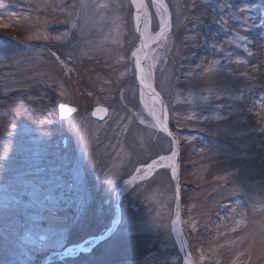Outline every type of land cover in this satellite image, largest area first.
<instances>
[{
    "label": "rangeland",
    "instance_id": "rangeland-1",
    "mask_svg": "<svg viewBox=\"0 0 264 264\" xmlns=\"http://www.w3.org/2000/svg\"><path fill=\"white\" fill-rule=\"evenodd\" d=\"M165 1L147 0L149 38L170 20L146 74L187 154L191 260L264 264V0ZM0 4V264H182L168 168L121 197L107 239L61 256L106 233L123 183L173 150L141 103L130 0Z\"/></svg>",
    "mask_w": 264,
    "mask_h": 264
},
{
    "label": "water",
    "instance_id": "water-1",
    "mask_svg": "<svg viewBox=\"0 0 264 264\" xmlns=\"http://www.w3.org/2000/svg\"><path fill=\"white\" fill-rule=\"evenodd\" d=\"M158 1L160 4L164 5L163 8L168 12L169 8H168L166 1L165 0H158ZM130 3L132 6L133 13L136 14V8H135V5L133 4L132 0H130ZM141 16L143 18L142 13H141ZM169 20H170V18H169V13H168V16L166 17V21L168 22ZM140 27L143 28V25H140ZM137 34H138L137 48H140L141 41L142 40L144 41V32L142 34V32L137 31ZM156 36H157V34H154L152 36V38H154ZM155 43L150 41L149 46L144 48L141 52L140 61H141L142 68L144 70V75H146V66H147L149 55H150V47L152 45H154ZM145 57H147V59H145ZM133 58H134L136 82H137L141 92H146V93H148V95L150 97L156 98L158 100L159 109H160V116H161L159 131L161 133H163L172 142L173 150H172L170 155L164 156L163 160H161L159 158V159H156V160H154L148 164V165H151V164H153V162H157L155 167L149 168L148 165H146L144 167L139 168L131 178H129L128 180H126L123 183L122 188L123 187L132 188L135 185V183L138 182L139 180H142L143 177H148L159 169H163V168L170 169L172 186H173V193H174V215H173V218L178 220V233H177V235H178V241L181 245V247L179 248V251L181 254V260H182V264H188L189 262L191 264H193V262L191 260L189 248H188L185 236H184V231H183L182 192H181V184H180V179H181V147H180L179 137L174 133V131L170 127L169 111H168V108L166 105V101L164 100L161 93L155 88L153 82L150 80V83H148L151 85V88H144L140 84L139 78H140L141 73L136 69V64H135L136 58L135 57H133ZM153 93H155V95H153ZM61 106H63L65 109H69V108L75 109V111L74 112L65 111V112L61 113V111H60ZM97 108H104V107L94 108L92 113H91V117L96 121H104L106 119V117L108 116V109L104 108L105 109L104 113H100L98 115H93V113L96 111ZM58 110H59V117L61 119H63V118H67L70 115L76 113L77 108L72 107L70 105H59ZM63 145H65V142H63ZM142 173H143V176H142ZM141 177H142V179H141ZM120 200H121V198L118 196V193H117L116 194V202H117L116 220L112 223V228L109 229V231L104 233V235H101V236L99 235L96 238L97 244L101 241H104L106 238H108V236L111 234L112 230L119 223L120 215H121ZM81 246H84V244L82 243L80 245L71 246L68 249H66L65 251H63L62 254L70 252L72 250H73L74 254L85 253V252H89L93 248L92 247L88 251L87 249H85L84 247H81ZM63 257L65 258L67 256H63Z\"/></svg>",
    "mask_w": 264,
    "mask_h": 264
},
{
    "label": "snow or ice",
    "instance_id": "snow-or-ice-1",
    "mask_svg": "<svg viewBox=\"0 0 264 264\" xmlns=\"http://www.w3.org/2000/svg\"><path fill=\"white\" fill-rule=\"evenodd\" d=\"M132 2H133V4L135 5V8H136V14H135V20H136V24H137V29L136 30L142 32V34H143V32H146L147 27H148L146 5L144 3V0H132ZM6 7H7L6 4H0V8H6ZM163 7H164L163 4L159 5V8H163ZM141 13L144 14L143 18L141 16ZM8 14L9 15H17L18 13L10 12ZM0 21H3V16H0ZM140 25H143V28H141ZM8 27H9V25H6L5 28H8ZM167 27H168V22L162 18L160 20V28H161L160 33L156 37L150 38L151 41L153 43H155L156 40H158L161 37H163L164 30ZM148 46H149V44L146 41L142 40L140 48H137L136 51L132 52V56L136 58V61H135L136 69L141 73L140 78H139L140 79V84L144 88H151V85L146 82V77L144 75V70H143L142 65H141L139 54L144 48H146ZM53 55H55V53H53ZM58 59H59V57H58ZM145 59H147V57H145ZM153 95H155V93H153ZM60 111H61V113L65 112V111L74 112L75 109H71V108L65 109L63 106H61ZM104 112H105L104 108H97L96 111L93 113V115H98V114L104 113ZM160 159L163 160L164 157H161ZM156 163L157 162H153V164L148 165V167L149 168L155 167ZM189 264H190V262H189Z\"/></svg>",
    "mask_w": 264,
    "mask_h": 264
},
{
    "label": "bare ground",
    "instance_id": "bare-ground-1",
    "mask_svg": "<svg viewBox=\"0 0 264 264\" xmlns=\"http://www.w3.org/2000/svg\"><path fill=\"white\" fill-rule=\"evenodd\" d=\"M144 3L146 5V11H147V15H148V5H147V0H144ZM154 6L157 7L160 11L164 10L163 8H159V1L158 0H154ZM143 14V13H142ZM144 16V14H143ZM136 22V20H135ZM6 26L4 24H2L0 22V32H5L7 33L8 30L7 28H5ZM167 29V28H166ZM165 29V31H166ZM152 38V37H151ZM162 38V37H161ZM160 39L156 40V43L159 42ZM144 41H146L148 44L150 43L151 39L149 38L148 36V33H147V30L146 32H144ZM142 52V51H141ZM141 52L139 54V58L141 56ZM146 77V82L147 83H150V79L148 78L147 74L145 75ZM141 103L147 113V115L151 118V120L154 122L155 126L157 127V129L159 130V127H160V121H161V116H160V109H159V103H158V100L156 98H152L148 95V93L146 92H141ZM129 190L128 187H123L121 188L117 193H118V196L121 198L123 197L126 192ZM171 232L175 238V242H176V245L178 247V249L181 247L179 241H178V220L177 219H174L173 223H172V226H171ZM90 243V245L87 246V244ZM84 246H81V247H84L85 249H87L88 251L96 246L97 242H96V239H89L87 241H85L84 243ZM83 248V249H84ZM74 255V252L73 250L70 251V252H67V253H64L62 254L61 256H73ZM189 264V263H188ZM191 264V263H190Z\"/></svg>",
    "mask_w": 264,
    "mask_h": 264
},
{
    "label": "trees",
    "instance_id": "trees-1",
    "mask_svg": "<svg viewBox=\"0 0 264 264\" xmlns=\"http://www.w3.org/2000/svg\"><path fill=\"white\" fill-rule=\"evenodd\" d=\"M172 129H173V127H172ZM203 142L205 143L204 140H203ZM186 158H187V154H186V152H183L182 148H181V177H183V175H184V173L186 171V168H187ZM185 191H186L185 190V185L181 182L182 203L185 200ZM120 238H126V237L121 236Z\"/></svg>",
    "mask_w": 264,
    "mask_h": 264
}]
</instances>
